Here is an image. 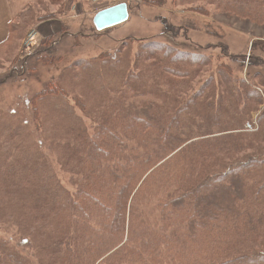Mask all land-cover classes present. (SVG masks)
<instances>
[{"label":"trees","instance_id":"obj_1","mask_svg":"<svg viewBox=\"0 0 264 264\" xmlns=\"http://www.w3.org/2000/svg\"><path fill=\"white\" fill-rule=\"evenodd\" d=\"M203 1L264 29V0ZM66 4L11 16L5 74ZM187 42L125 39L0 107V264H264V76Z\"/></svg>","mask_w":264,"mask_h":264},{"label":"rangeland","instance_id":"obj_2","mask_svg":"<svg viewBox=\"0 0 264 264\" xmlns=\"http://www.w3.org/2000/svg\"><path fill=\"white\" fill-rule=\"evenodd\" d=\"M30 1L33 0H5L8 16L17 14ZM120 1H128V19L97 35L92 22L94 14ZM129 2L131 0H67L63 13L32 26L30 30L33 29L36 35L28 51L23 52L27 58L11 67L12 70L21 68L18 70L20 75L14 70V74H5L6 66L0 67V107L27 103L34 92L58 78L65 66L79 58L114 50L125 39L156 38L184 48L191 46L187 41H194L204 48L209 45L210 49H205L207 52L226 56L223 61L229 63L239 76L247 80H251L256 72L264 76V29L216 13L208 1H189L194 2L192 6H204L209 11L205 16L186 12L187 6L183 10L175 0H166L163 6L158 7L130 6ZM49 8L52 11L56 9ZM47 12L39 10L40 14ZM63 27L66 28L64 33ZM231 55L240 58L232 60ZM60 177L63 183L68 180L66 173H60Z\"/></svg>","mask_w":264,"mask_h":264},{"label":"water","instance_id":"obj_3","mask_svg":"<svg viewBox=\"0 0 264 264\" xmlns=\"http://www.w3.org/2000/svg\"><path fill=\"white\" fill-rule=\"evenodd\" d=\"M129 17V6L120 2L97 11L92 19L94 28L100 32L125 22Z\"/></svg>","mask_w":264,"mask_h":264},{"label":"crops","instance_id":"obj_4","mask_svg":"<svg viewBox=\"0 0 264 264\" xmlns=\"http://www.w3.org/2000/svg\"><path fill=\"white\" fill-rule=\"evenodd\" d=\"M10 20L11 16H8L5 0H0V44L7 39Z\"/></svg>","mask_w":264,"mask_h":264},{"label":"built area","instance_id":"obj_5","mask_svg":"<svg viewBox=\"0 0 264 264\" xmlns=\"http://www.w3.org/2000/svg\"><path fill=\"white\" fill-rule=\"evenodd\" d=\"M36 33L34 32V30H29L27 32V34L25 35V38L23 39L22 41V46H21V49H20V52H19V59L20 60H24L25 59V55L23 56V52H27L28 49L30 48V46L32 45L33 43V39L35 37Z\"/></svg>","mask_w":264,"mask_h":264}]
</instances>
